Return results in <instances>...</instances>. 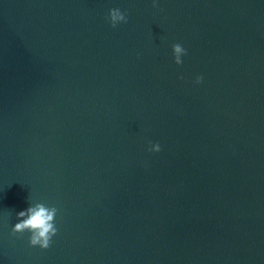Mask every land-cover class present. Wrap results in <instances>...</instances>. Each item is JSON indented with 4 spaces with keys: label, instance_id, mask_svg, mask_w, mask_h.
Here are the masks:
<instances>
[{
    "label": "water",
    "instance_id": "obj_1",
    "mask_svg": "<svg viewBox=\"0 0 264 264\" xmlns=\"http://www.w3.org/2000/svg\"><path fill=\"white\" fill-rule=\"evenodd\" d=\"M36 203L47 249L12 232ZM0 250L264 264V0H0Z\"/></svg>",
    "mask_w": 264,
    "mask_h": 264
},
{
    "label": "clouds",
    "instance_id": "obj_2",
    "mask_svg": "<svg viewBox=\"0 0 264 264\" xmlns=\"http://www.w3.org/2000/svg\"><path fill=\"white\" fill-rule=\"evenodd\" d=\"M153 7H156V0H153ZM109 21L112 27H116L118 23H127V17L118 8L109 10ZM173 53L175 56V63L182 64L181 55L186 54V50L180 44H173ZM182 78V77H181ZM203 81V77H197L196 82ZM149 151L159 152L161 150L159 143L152 144L149 142ZM56 207H47L43 203H36L24 211L17 213L19 220L12 229L13 234L25 231L31 233L29 243L31 246H39L41 249H47L50 246L52 237L57 234L55 226V217L57 214Z\"/></svg>",
    "mask_w": 264,
    "mask_h": 264
}]
</instances>
